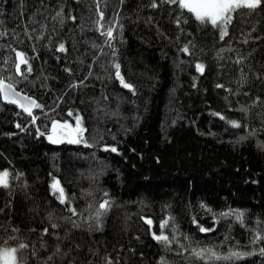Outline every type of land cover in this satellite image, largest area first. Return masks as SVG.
Segmentation results:
<instances>
[{"label":"trees","instance_id":"16d2710c","mask_svg":"<svg viewBox=\"0 0 264 264\" xmlns=\"http://www.w3.org/2000/svg\"><path fill=\"white\" fill-rule=\"evenodd\" d=\"M232 16L221 39L162 0H0V80L40 105L0 91V247L27 245L25 264H264V0ZM77 116L82 143L46 140Z\"/></svg>","mask_w":264,"mask_h":264},{"label":"snow or ice","instance_id":"6c2138e0","mask_svg":"<svg viewBox=\"0 0 264 264\" xmlns=\"http://www.w3.org/2000/svg\"><path fill=\"white\" fill-rule=\"evenodd\" d=\"M162 2L171 3V4H177L181 9H187V11L190 14H194V18L199 21L201 24L210 23L211 26L219 29L220 31V38L223 39L225 35H227V27L232 22L233 16L232 14L236 12L237 10L241 8H247L249 10H255L257 9L261 3L262 0H162ZM152 7H156V3H153L151 5ZM99 9V5L97 6ZM100 19L97 21L99 26L103 28V24H100V20L103 19V12L99 13ZM59 18L60 23L63 24L64 18L61 12H58L56 14V17H53V19ZM70 19L75 20V17H70ZM102 35H106L108 38H112L113 31L112 29H108L106 33H102ZM111 46V45H109ZM59 51L63 52L65 51V47L63 44L59 45ZM184 52H188V47L183 48ZM20 59V64H27V60L23 58L22 53H17ZM239 63V61H238ZM20 64L16 65V71L19 73L20 70ZM116 69V76L120 77V65L115 64L114 65ZM197 69L199 71H203L204 66L201 64L196 65ZM28 71H31L30 66L28 67ZM121 83H123V78L120 77ZM75 87V85H73ZM124 87L131 88V85L124 84ZM0 91L4 92V99L9 100V93L12 92V86L11 85H5L4 81L0 80ZM10 103H17L16 100H10ZM33 106L36 108H39V104H35L33 102ZM21 107L24 108L25 112H28L29 115H31V108L21 104ZM71 115V113L69 114ZM75 128L68 124L60 125L61 134L65 136L74 137L72 139H69V143H81L83 142V132L84 129L81 127V118L77 116L75 118ZM233 126L238 127L239 125L235 121H230ZM53 132L56 131V122H53ZM19 127V125H17ZM49 139L52 140L53 143H59L60 140L53 139L52 136H49ZM90 146V145H89ZM111 151L115 152L116 148H112ZM15 177H13L14 179ZM9 179L10 174L7 170L0 172V186L7 188L9 187ZM53 192L59 193V196L57 199L60 201L61 204L65 203V200L67 199L65 197L64 189L60 187L59 181H55L52 185ZM105 197L107 196V193L104 194ZM111 207V202L108 199H105L103 202H101L95 212L93 213V216L91 219L95 220L97 223H99L100 218L107 214L108 209ZM73 216L77 215L76 210L74 208L69 209ZM222 215H236L238 219H241L243 216V213H222ZM71 221V217L68 218ZM73 223L74 227H79L75 223V221H71ZM149 224H151V220L147 221ZM167 221L164 222V224L161 225V227H166ZM52 228H56V224L51 225ZM201 231H209L208 229L201 228ZM45 233H47V229L44 230ZM154 238L158 241H160L162 244H164L165 248H168V245L171 243L168 236L166 235H159L156 236L154 234ZM260 240H264V236H261L259 233L254 237L252 240V243H257ZM28 246L25 244L19 245L18 248H9V247H0V264H25V261L22 257H18L17 253L22 252L25 248ZM260 254L264 255V248H261ZM60 253L59 247H57L56 252L53 253V256L58 255ZM35 253L33 252V255ZM193 255L201 260L207 259L209 264H216V262L223 261V262H234L237 260L242 259L245 256L252 255V253H241L238 251H230L227 255H220L216 253L213 249H201L200 251H194ZM48 260H52V256L48 257ZM107 264H111V261L108 260ZM161 264H166V261L163 259L161 260Z\"/></svg>","mask_w":264,"mask_h":264},{"label":"rangeland","instance_id":"374dc122","mask_svg":"<svg viewBox=\"0 0 264 264\" xmlns=\"http://www.w3.org/2000/svg\"><path fill=\"white\" fill-rule=\"evenodd\" d=\"M193 15H194V14H193ZM79 117H80V116H79ZM80 118H81V117H80ZM75 123H76V120L73 119V124L70 125V126H72L73 128H75ZM81 127L84 129L82 122H81ZM43 134H44L46 140L51 141V142H52V140L49 139V136H52L53 139H58V140H60V142H68L69 139L74 138V137H70V136L62 135V134H61L60 125H58L57 123H56V131H55V132H53V128H52L50 132L43 133ZM83 137H84V132H83ZM81 143H82V142H81ZM5 170H7V169H5ZM5 170H0V172H3V171H5ZM7 171H8L9 174H10V171H9V170H7ZM55 181H57V180H55ZM55 181H54V182H55ZM54 182H53V183H54ZM52 185H53V184H52ZM59 185H60V184H59ZM56 193H57L58 196H59V193H58V192H56Z\"/></svg>","mask_w":264,"mask_h":264},{"label":"water","instance_id":"95a60500","mask_svg":"<svg viewBox=\"0 0 264 264\" xmlns=\"http://www.w3.org/2000/svg\"><path fill=\"white\" fill-rule=\"evenodd\" d=\"M5 85H9V84L5 83ZM1 94L4 98V92L3 91H1ZM10 100H16L17 103L20 105V107H21V104H23V105H26L30 108L33 106V102H34V100L31 97L16 91L13 86H12V92L9 93V100H6V101H10ZM21 108H23V107H21Z\"/></svg>","mask_w":264,"mask_h":264},{"label":"bare ground","instance_id":"6f19581e","mask_svg":"<svg viewBox=\"0 0 264 264\" xmlns=\"http://www.w3.org/2000/svg\"><path fill=\"white\" fill-rule=\"evenodd\" d=\"M25 95V94H24Z\"/></svg>","mask_w":264,"mask_h":264}]
</instances>
